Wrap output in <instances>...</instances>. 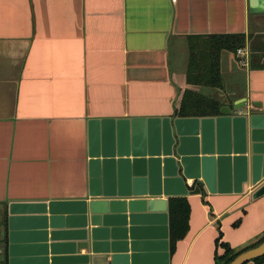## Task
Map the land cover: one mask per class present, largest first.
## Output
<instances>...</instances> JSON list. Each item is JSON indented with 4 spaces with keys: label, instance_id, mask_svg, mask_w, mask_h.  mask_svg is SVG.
Returning <instances> with one entry per match:
<instances>
[{
    "label": "crops",
    "instance_id": "crops-1",
    "mask_svg": "<svg viewBox=\"0 0 264 264\" xmlns=\"http://www.w3.org/2000/svg\"><path fill=\"white\" fill-rule=\"evenodd\" d=\"M239 34L245 65L224 52L221 70L225 86L242 75L244 88L224 106L241 107L233 116L247 118L248 134L255 118L264 137V8L250 0H0V264H51L54 244L62 257L106 264L112 243L126 247L127 264L136 255L139 264H217L222 245L239 252L264 238V159L260 180L250 173L241 191L232 170L217 168L214 193L165 166L179 147L184 93L200 90L187 80L190 40ZM189 119L198 122L184 124L187 140L202 146L212 135L216 159L218 143H234V129ZM175 197L187 198L190 222L172 252ZM132 200L166 201V210L132 223L126 206V218L91 224L92 202ZM13 204L46 210L12 216Z\"/></svg>",
    "mask_w": 264,
    "mask_h": 264
},
{
    "label": "water",
    "instance_id": "water-1",
    "mask_svg": "<svg viewBox=\"0 0 264 264\" xmlns=\"http://www.w3.org/2000/svg\"><path fill=\"white\" fill-rule=\"evenodd\" d=\"M252 9L264 8V0H250ZM241 107L237 104L234 108L223 107L221 109V116L216 118L204 119V125H216L218 130L222 128L226 131L234 129L235 140L234 143L227 142L225 144L218 143V155L219 159L214 156L215 142L211 135L204 139L202 146H199L198 139L191 141L185 137V131L183 129L184 124L191 122H198V119L182 118L178 119L176 124L179 128V147L176 153H170L165 160L166 168L172 169L171 177L180 182L184 179L190 178L193 175V179L204 180L209 192H215V184L218 180L217 168L222 170H232L234 173L235 184L238 190L241 191V187L244 182L249 179L250 173L252 174L253 182L256 183L260 180L258 175V168L263 161L264 155V137L258 131V125L255 118L252 119L251 132L248 134L247 118L240 116H233ZM189 144L192 147H188ZM235 151V157L230 158V155ZM191 163H194L195 169H191ZM92 169V196L97 197L99 195V162L93 160L91 163ZM170 176V175H169ZM202 191L201 186L198 185L192 195L200 194ZM239 192V191H238ZM187 194V193H185ZM166 201L159 200H132L131 202H119V201H94L91 203V224L93 226L99 225L101 222H111L114 220L115 213H122L124 218L128 213L126 206H129V219L132 223L136 222L140 217L141 211L149 210L153 212L155 210H166ZM46 210V206L43 204H13L10 207L12 216L17 215H32L43 214ZM93 238H97V230L93 231ZM55 241V240H54ZM97 244L93 245V250L96 249ZM108 254H112L111 258H105L100 263L106 264H127L128 258L126 257V247L121 244L112 243L106 246ZM54 258L51 260V264H89V258L87 256H72L62 257L61 253L64 248L59 244H54L51 247ZM264 256V243L250 249L241 255H239L230 264H248ZM133 263H141V257L133 256Z\"/></svg>",
    "mask_w": 264,
    "mask_h": 264
},
{
    "label": "trees",
    "instance_id": "trees-1",
    "mask_svg": "<svg viewBox=\"0 0 264 264\" xmlns=\"http://www.w3.org/2000/svg\"><path fill=\"white\" fill-rule=\"evenodd\" d=\"M247 38L243 34L227 36H209L193 38L189 42V64L187 80L189 85L199 87V91L187 90L184 93L179 116L182 118H212L221 115L225 103L205 90H225V82L221 70V58L224 52L236 54L246 45ZM254 67V65L252 66ZM204 90V91H203ZM231 106L233 102H231ZM169 225L171 250L178 241L184 239L189 232L190 205L186 197H175L169 200ZM264 243L262 238L258 243L239 252L228 245H222L225 250L222 256H217V264H230L242 253ZM248 264H264V256Z\"/></svg>",
    "mask_w": 264,
    "mask_h": 264
},
{
    "label": "rangeland",
    "instance_id": "rangeland-1",
    "mask_svg": "<svg viewBox=\"0 0 264 264\" xmlns=\"http://www.w3.org/2000/svg\"><path fill=\"white\" fill-rule=\"evenodd\" d=\"M236 54H237V56L235 55L236 60L239 63V66L242 68V63H241L242 59H241V57H240V55L238 53H236ZM225 56H227V54H225L223 56L224 57V59H223L224 63L226 62V60H225L226 57ZM225 81H226L225 90L217 91V90L208 89V90H205V91L203 90L204 92H202V93L207 94V95H211V96H214V97H218V98H220L223 101V103L232 104L231 103L232 100H230V96H229L228 93L229 92L231 93L234 90L239 91L242 88H244V80H243V77L241 75V77L238 76V78H236V79L233 76L232 77L231 76H227V79H225Z\"/></svg>",
    "mask_w": 264,
    "mask_h": 264
},
{
    "label": "built area",
    "instance_id": "built-area-1",
    "mask_svg": "<svg viewBox=\"0 0 264 264\" xmlns=\"http://www.w3.org/2000/svg\"><path fill=\"white\" fill-rule=\"evenodd\" d=\"M237 53H238L240 56H244V55H245L244 52H243L241 49H239V50L237 51ZM241 63H242V66L245 65V62H244V61L241 62ZM191 187H192V185H191Z\"/></svg>",
    "mask_w": 264,
    "mask_h": 264
}]
</instances>
